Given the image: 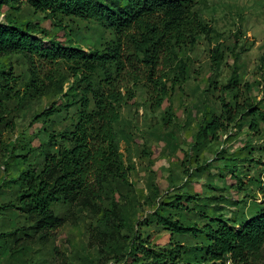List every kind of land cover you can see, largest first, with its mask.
<instances>
[{
    "label": "rangeland",
    "instance_id": "rangeland-1",
    "mask_svg": "<svg viewBox=\"0 0 264 264\" xmlns=\"http://www.w3.org/2000/svg\"><path fill=\"white\" fill-rule=\"evenodd\" d=\"M193 2L194 9L214 32L209 37L198 36L194 47L178 50L180 61L187 64L185 79L179 76L180 61L167 70L169 78L159 79L166 84L168 93L161 110L151 108L159 89L149 82L144 66L137 85H128L135 98L123 106L118 133L123 160L132 169L126 183L115 180L106 185L101 205L109 210L115 207L127 223V228L117 235L118 245L101 233L102 213L59 203L53 209L63 224L52 239L18 250L0 240V264H118L122 255L119 244L127 247L123 241L134 235L166 249L170 236L154 215L164 202H182L179 210L172 211L175 220L199 226L211 223L216 227L217 223L210 221L222 217L235 220L239 228L260 212L264 206V119L256 129L240 128L236 124L241 121L229 124L209 145L199 132L212 115L222 113L223 98L241 106L259 105L264 112V0ZM10 18L20 22L39 20L63 40H67L65 33L69 32L85 52L100 47L102 37H112L101 23L78 19H67L64 30L59 31L52 28L45 13L31 8L18 13L0 12V21ZM216 48L222 54L219 66L214 62ZM11 67L18 77L16 89L23 90V81L29 74L22 56L0 58V83L1 70ZM232 79L237 80L236 86L231 85L237 93L225 88ZM64 105L63 94L56 92L24 101L0 96V234L26 225L24 216L5 207L17 197L18 185L12 180L28 168L41 170L44 154L56 150L50 146L51 135L63 132L78 108L50 118L41 116ZM232 157L241 162L236 169L239 178L235 180L231 175L226 181L218 179L216 168L205 169L208 160L215 159L214 166L222 167ZM208 183L213 187L209 188ZM182 196L200 199L189 203ZM111 222L118 226V219L112 218ZM174 239L190 247L205 243L203 238L191 235H174ZM262 255L264 258V248Z\"/></svg>",
    "mask_w": 264,
    "mask_h": 264
},
{
    "label": "trees",
    "instance_id": "trees-1",
    "mask_svg": "<svg viewBox=\"0 0 264 264\" xmlns=\"http://www.w3.org/2000/svg\"><path fill=\"white\" fill-rule=\"evenodd\" d=\"M193 1L0 0V12L18 13L31 8L45 13L52 28L59 31L64 30L67 19H78L99 22L112 35L110 39L102 37L100 47L85 52L74 43L69 32L65 33L67 40H63L58 32L52 33L39 20L20 22L10 18L0 21V58L22 56L29 74L23 81V90H17L18 77L12 67L2 69L0 96L24 101L53 92L63 94L65 107L44 112L41 117L47 118L78 108L65 130L51 135L50 146L56 150L50 149L44 154L42 169L28 168L12 180L18 185L17 197L5 207L24 216L26 225L1 233L0 240L10 243L14 250L33 242H48L63 224L53 208L65 203L102 213L101 233L118 245L117 235L127 228V223L115 207L109 210L101 205L105 201L106 185L115 180L126 183L132 169L123 160L118 133L123 106L135 98L134 90L128 85L131 82L137 85L144 66L149 82L159 89L151 108L161 110L168 95L166 84L161 80L169 78L167 70L180 61L178 50L194 47L198 36L209 37L214 32L194 9ZM221 58L216 48V66ZM180 62L179 76L185 79L187 64ZM236 83L237 80L232 79L225 88L237 93L231 86ZM231 102L223 98L222 113L212 115L201 128L199 136L206 138L208 145L216 142L218 133L227 130L229 124L241 121L236 124L240 128L256 129L264 119L259 105L241 106ZM2 121L0 115V123ZM214 160L206 161L204 166L205 169L216 168L218 179L226 181L230 175L234 180L239 178L236 170L241 165L239 158H230L222 167L214 166ZM223 170H227L225 175L221 173ZM208 187L213 186L208 183ZM184 197L189 203L200 199ZM181 203L164 202L154 212L157 223L170 236L166 249L138 235L131 240L126 237L123 242L127 247L125 244L118 246L122 248L118 264H229V261L264 264V206L256 216L236 228L235 220L222 217L210 221L217 223L216 227L211 223L199 226L175 220L172 211L179 210ZM112 218L118 219V226L111 222ZM174 235L203 238L205 243L185 246L175 240Z\"/></svg>",
    "mask_w": 264,
    "mask_h": 264
},
{
    "label": "built area",
    "instance_id": "built-area-1",
    "mask_svg": "<svg viewBox=\"0 0 264 264\" xmlns=\"http://www.w3.org/2000/svg\"><path fill=\"white\" fill-rule=\"evenodd\" d=\"M228 263H229V264H236V263H234V262H232V261H229Z\"/></svg>",
    "mask_w": 264,
    "mask_h": 264
}]
</instances>
